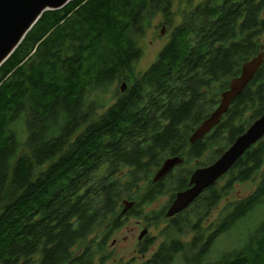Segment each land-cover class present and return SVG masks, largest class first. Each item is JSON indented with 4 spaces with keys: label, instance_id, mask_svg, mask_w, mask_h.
<instances>
[{
    "label": "trees",
    "instance_id": "trees-1",
    "mask_svg": "<svg viewBox=\"0 0 264 264\" xmlns=\"http://www.w3.org/2000/svg\"><path fill=\"white\" fill-rule=\"evenodd\" d=\"M169 7L170 0H74L44 13L1 65L0 264H93L124 219L169 193L168 204L143 219L165 218L192 171L215 161L262 115L264 60L214 129L188 142L242 64L264 51V0H202L135 75L137 39L158 12L171 23ZM116 82L127 89L109 105L103 96ZM206 153L193 170L152 183L165 159L187 165ZM263 166L261 140L219 179L221 188L209 187L168 220L142 264H264V214L242 248L207 259L219 236L264 208V176L203 229L226 191ZM123 201L134 206L121 215ZM152 242L146 237L140 252Z\"/></svg>",
    "mask_w": 264,
    "mask_h": 264
},
{
    "label": "rangeland",
    "instance_id": "rangeland-1",
    "mask_svg": "<svg viewBox=\"0 0 264 264\" xmlns=\"http://www.w3.org/2000/svg\"><path fill=\"white\" fill-rule=\"evenodd\" d=\"M201 1L202 0H170V7L168 9L170 15H168V19H171V23L169 24L165 20L162 12H158L153 17L144 34L137 39V46L141 50V56L134 65L133 72L135 75L143 74L155 62L158 53L169 41L172 30L182 22L183 15L188 13L191 8L195 7ZM259 41L264 43V34L260 36ZM122 84L125 85V91L127 89V84L125 82H116L111 87L107 88L103 96L106 103L108 102L109 105L114 103L117 98L115 92H117ZM118 92L120 93V91ZM104 110L105 109L99 110L97 114L100 115ZM261 140L264 141V137ZM207 154L208 153L204 154V156L199 159L190 161L187 165L176 167L172 174L177 175L181 169L193 170L192 167L195 166L196 161H203ZM44 169L45 167L42 168V170ZM263 176L264 166L250 181L245 183H234L231 188L226 191L225 195L221 197L218 204L212 208L203 229H205L208 224L219 219L222 210L227 204L250 195ZM223 184L224 180L222 179L215 183L217 188H221ZM170 195L171 194L167 193L157 197L151 203L144 204L142 208L139 209L140 214L138 216H128L124 219L121 228L112 232L109 236L105 251L94 260L93 264H142L144 261L148 260L163 241L160 232L168 224V219L161 218L157 222L147 223L143 218L150 213L162 210L168 204ZM263 214L264 208H259L249 215L247 219L238 222L235 227L219 236L207 257L208 261H214L221 253H227L242 248L247 243L256 225L262 219ZM143 229L147 230V234L141 241H138V235ZM100 233L101 232L98 231L96 235L99 236ZM146 237L152 238L153 242L145 252L141 253L140 246ZM180 239L183 243H187L190 239V234L186 233V235L182 236Z\"/></svg>",
    "mask_w": 264,
    "mask_h": 264
},
{
    "label": "water",
    "instance_id": "water-1",
    "mask_svg": "<svg viewBox=\"0 0 264 264\" xmlns=\"http://www.w3.org/2000/svg\"><path fill=\"white\" fill-rule=\"evenodd\" d=\"M74 0H0V67L22 43L27 33L46 12L58 11ZM264 60L263 48L249 61L242 64L238 76L232 78L225 91L220 94L218 105L191 133L189 144L201 140L209 134L227 112L232 102L241 94L261 67ZM124 84L119 88L124 91ZM264 137V111L262 115L250 124L245 132L211 164L197 168L189 176L188 188L177 192L171 204L166 209V218L186 210L193 201L207 188L213 186L224 176L244 153ZM183 158H167L154 175L152 183L162 180L176 166L183 164ZM121 215L129 211L134 203L123 201ZM147 230L138 235V241L143 239Z\"/></svg>",
    "mask_w": 264,
    "mask_h": 264
},
{
    "label": "flooded vegetation",
    "instance_id": "flooded-vegetation-1",
    "mask_svg": "<svg viewBox=\"0 0 264 264\" xmlns=\"http://www.w3.org/2000/svg\"><path fill=\"white\" fill-rule=\"evenodd\" d=\"M183 159H184V158H183ZM198 162H200V161L197 160V161H196V164H197ZM202 162H203V161H201V163H202ZM174 169H175V168H174ZM174 169H173L171 172H173ZM171 172H169V173H171ZM190 175H191V174H190ZM187 188H188V184H187ZM207 189H208V188H207ZM196 199H197V198H196ZM196 199H195V200H196ZM195 200H194V201H195ZM169 204H171V202H170ZM165 212H166V211H165ZM172 218H173V217H172ZM172 218H166V219L169 220V219H172Z\"/></svg>",
    "mask_w": 264,
    "mask_h": 264
},
{
    "label": "bare ground",
    "instance_id": "bare-ground-1",
    "mask_svg": "<svg viewBox=\"0 0 264 264\" xmlns=\"http://www.w3.org/2000/svg\"><path fill=\"white\" fill-rule=\"evenodd\" d=\"M19 46H20V45H19ZM119 91H120V90H119ZM170 158H171V157H170ZM164 161H165V160H164ZM164 161H163V162H164ZM162 164H163V163H162ZM162 164H161V165H162ZM158 170H159V169H158ZM158 170L154 173V175L158 172ZM154 175H153V177H154ZM152 179H153V178H152ZM193 202H194V201H193ZM165 213H166V212H165ZM164 217L166 218L165 215H164ZM171 218H172V217H171ZM141 240H142V239H141ZM141 240H140V241H141Z\"/></svg>",
    "mask_w": 264,
    "mask_h": 264
}]
</instances>
